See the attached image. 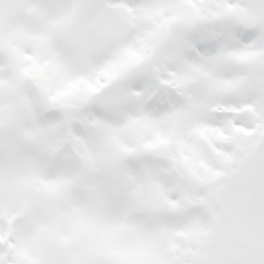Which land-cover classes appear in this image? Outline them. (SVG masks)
Segmentation results:
<instances>
[{
	"label": "snow or ice",
	"instance_id": "1",
	"mask_svg": "<svg viewBox=\"0 0 264 264\" xmlns=\"http://www.w3.org/2000/svg\"><path fill=\"white\" fill-rule=\"evenodd\" d=\"M0 264H264V0H0Z\"/></svg>",
	"mask_w": 264,
	"mask_h": 264
}]
</instances>
